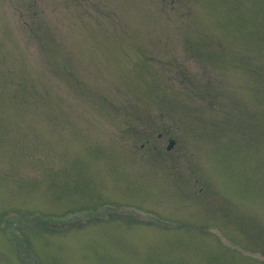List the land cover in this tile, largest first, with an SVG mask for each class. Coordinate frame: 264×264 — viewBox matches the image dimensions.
Here are the masks:
<instances>
[{
  "label": "rangeland",
  "instance_id": "obj_1",
  "mask_svg": "<svg viewBox=\"0 0 264 264\" xmlns=\"http://www.w3.org/2000/svg\"><path fill=\"white\" fill-rule=\"evenodd\" d=\"M0 264H264V0H0Z\"/></svg>",
  "mask_w": 264,
  "mask_h": 264
},
{
  "label": "water",
  "instance_id": "obj_2",
  "mask_svg": "<svg viewBox=\"0 0 264 264\" xmlns=\"http://www.w3.org/2000/svg\"><path fill=\"white\" fill-rule=\"evenodd\" d=\"M174 140H170L169 143L167 144V148H169L173 144Z\"/></svg>",
  "mask_w": 264,
  "mask_h": 264
}]
</instances>
